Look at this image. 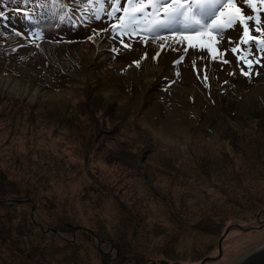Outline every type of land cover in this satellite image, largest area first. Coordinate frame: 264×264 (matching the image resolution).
<instances>
[{
  "label": "rangeland",
  "instance_id": "374dc122",
  "mask_svg": "<svg viewBox=\"0 0 264 264\" xmlns=\"http://www.w3.org/2000/svg\"><path fill=\"white\" fill-rule=\"evenodd\" d=\"M69 1L67 14L45 13L27 23L7 9L10 0H0V69L32 55L41 70L30 91L6 95L0 85V97L47 115L41 128L18 123L20 115L0 123V193L22 198L10 209L4 200L0 216L15 217L12 224L20 229L23 216L33 234H27L33 244L1 234L0 264H237L264 246V150L255 155L256 164L238 160L235 167L213 168L228 149L227 136L250 135L264 119V51L256 43L264 40V4L237 0L235 27L217 31L209 25L190 47L180 34L196 26L185 29L179 17V23L159 28L166 17L151 4L129 25L128 13H113L115 7L139 13L127 0L102 6ZM181 3L204 22L200 12L210 10L208 0ZM232 11L226 6L213 15L223 24ZM247 15L254 18L247 21L253 39L243 44L239 18ZM121 35L127 40L118 41ZM74 110L94 113L109 132L117 130L127 150L112 151V157L133 168V177L99 153L86 162L83 151L75 155L77 144L64 143L66 116ZM90 132H97L93 123ZM45 137L52 149L44 147ZM157 156L172 161L171 172ZM218 221L225 235L200 229ZM59 224L71 226V233L53 228ZM82 229L105 245L80 234Z\"/></svg>",
  "mask_w": 264,
  "mask_h": 264
},
{
  "label": "trees",
  "instance_id": "16d2710c",
  "mask_svg": "<svg viewBox=\"0 0 264 264\" xmlns=\"http://www.w3.org/2000/svg\"><path fill=\"white\" fill-rule=\"evenodd\" d=\"M7 1V0H6ZM17 0H10L9 4H6L7 9L10 12H19L22 14L23 19L28 23L32 21H39L40 19L46 18L43 14L49 13L51 14V18L54 16H57L59 14H67V9H70V6H72L73 2H70L69 0H21L22 5H15V2ZM83 2L84 0H80ZM87 1V0H86ZM70 17V16H68ZM73 17H71V25H75V21L72 20ZM20 102L15 100V99H4L0 97V113L3 115V120H0V123L8 122L9 119L5 118V116H12V119L17 116H19V119L16 121L20 123L21 121L23 122H28L34 127L41 128L42 124L44 123V119L46 118V113H41L36 109V107H20ZM10 112H12L10 114ZM22 116V118H21ZM85 115H80L77 110H74L73 112L67 114L66 116V124L67 126V132L64 136L61 137V139L64 141V143L68 142L72 145H76L78 148L80 147V150L75 152V155L77 157H81L79 153H82L85 155L84 160L87 162L89 159H91L92 155L94 153H99L101 154L100 159L104 160L106 164L109 163H117L118 165H122V162L114 156L112 157V151L114 152H123L127 146L126 141H122L120 138V134L117 132V130H111V132L108 131V128L105 124V122L99 120L98 118L96 119V116L94 113L91 114V116L86 117ZM24 119V120H22ZM31 121V122H30ZM92 123L94 124V127L96 129V133L93 136V134L90 132V127L92 126ZM91 124V126H90ZM242 130L247 128H250L249 126H242ZM256 131L253 130V133L250 135H246L244 132H241L239 134H233L231 136H227V139L229 140L230 144L228 146V149L223 153V156L221 157L220 160L217 161L213 165V168L217 166V169H222L226 168L227 166L235 167L237 164L238 160H241L243 163H250V164H256L255 158L259 156L255 155H260V151L264 150V119L259 120V125L256 126ZM51 134H54L53 132ZM41 136V135H40ZM38 140V138H36ZM50 137H45V143L44 147L47 146L49 149H52V143H49ZM40 140V139H39ZM143 148H141L140 151H142ZM127 150V149H126ZM33 151V150H32ZM93 157H97L93 155ZM92 157V158H93ZM112 160V161H111ZM156 160L159 165H162L166 167L167 172L169 173L170 167L172 166V161L167 160L166 158H163L162 156H157ZM155 160V161H156ZM84 161V162H85ZM154 164V163H153ZM111 165V164H110ZM126 166V165H125ZM157 167V166H155ZM163 167V168H164ZM133 168L131 167H124V164L122 165V172H124L128 178L130 179L133 177ZM240 169H236L235 171H238ZM130 173V174H129ZM241 173V170H240ZM125 176V174L120 173ZM119 174V175H120ZM239 174V171L237 172ZM118 175V176H119ZM6 174L3 173V179L2 181V188H5L3 185L7 183L5 181L6 179ZM117 176V177H118ZM126 177V176H125ZM125 177H120V178H125ZM231 182L229 181V184ZM7 196L6 192L1 191L0 193V205L4 204V200H10V205H6V209L12 208L13 204L20 205L22 203H19L18 201L22 198L16 197L14 193L12 194V199L5 197ZM50 204V203H48ZM49 206H47L48 209ZM46 209V210H47ZM6 216L3 217L0 216V235L4 233L8 234L11 237H14L16 240H20L21 238L26 237L28 239L26 242L30 244H33V238L27 236L28 231L30 230L31 235L32 234V224L31 221L23 218H19L20 222L23 221V225H25L22 229L21 225L18 224H12V221L14 220L15 217H10L8 214H5ZM3 219V220H2ZM16 219V218H15ZM3 221V222H2ZM203 221V220H201ZM131 223L128 222V226ZM201 223V222H200ZM219 221L217 223H209L207 222L206 224L203 225L202 231H204L206 234H212V235H218L220 234L221 236L224 234L222 232V226L221 224L219 225ZM126 225V226H127ZM37 227V226H36ZM70 227V228H69ZM57 231H60L62 234L64 233H71V226L66 227L63 224H59V226L53 227ZM195 228V227H194ZM50 235H53L57 240L61 241V237L55 235L53 232L48 231ZM80 234H84L86 237L89 236L91 238L92 235L88 234V232L84 229H82ZM39 234V233H35ZM96 234V233H95ZM8 235L6 237H8ZM100 244L105 245L104 241L101 237H98ZM63 242V240H62ZM24 244V243H23ZM119 250V249H118ZM120 252V250H119ZM109 256V255H108ZM126 256H124V259ZM108 260V259H107ZM105 262V261H104ZM103 262V264H105Z\"/></svg>",
  "mask_w": 264,
  "mask_h": 264
},
{
  "label": "snow or ice",
  "instance_id": "6c2138e0",
  "mask_svg": "<svg viewBox=\"0 0 264 264\" xmlns=\"http://www.w3.org/2000/svg\"><path fill=\"white\" fill-rule=\"evenodd\" d=\"M93 2L100 4L101 6L105 2V0H93ZM116 5H120L121 0H114ZM237 0H208L210 10L208 12H204L201 10L200 15L201 18L204 20V22H201V19H195L193 16L190 15L191 8L189 7L187 11H184L185 5L181 3V0H168L167 3L164 2V0H147V4L145 3V0H127V4L130 8L138 9L139 13L133 11L129 12V8H123L115 7L113 8V13L118 11H123L125 13H128L127 15V22L129 25H134L137 22L138 14L147 15V13H144L143 9L147 7L148 4H151L153 6V9L155 11L163 10L164 16L166 17V22L161 21L158 24L159 28H169L173 23H179V17H184V20L186 21L183 23V27L185 29L192 28L193 25L196 27L190 34H183L181 33V39L187 40L190 47H196L195 44L192 43L193 39L197 38L201 32V30L208 28L209 25H211L214 29L217 31H223L224 28L232 29L236 25L234 23L236 16L240 13L241 9L235 7ZM245 3H247L249 6H253L257 0H244ZM259 3L264 4V0H259ZM157 5H159V8H157ZM230 6L233 11L228 14L229 19L226 21V23H220L218 18L213 15L215 12H222V10L226 7ZM198 8L203 9V5L197 4ZM253 10H255L253 8ZM113 13H109V16H112ZM211 17V19H208ZM97 18L98 15H97ZM117 19H124V17H118ZM254 18L251 15H247L246 19L243 16H240L239 23L244 26V37L240 39V43L248 44L250 38L248 37V26L247 21H252ZM256 23H260V19L256 18ZM115 27V26H113ZM257 31H261L259 28ZM257 45L259 46V50L264 51V40H258L256 41ZM203 46V44H201ZM125 47H130V45H125ZM209 52H215V49L209 45L208 46ZM232 53H237V48L233 47L231 49ZM239 59V57H238ZM223 63H229V61L224 60ZM137 66H139L137 62ZM247 66L249 69L252 68V62L247 61ZM244 75H250L251 73H243Z\"/></svg>",
  "mask_w": 264,
  "mask_h": 264
},
{
  "label": "bare ground",
  "instance_id": "6f19581e",
  "mask_svg": "<svg viewBox=\"0 0 264 264\" xmlns=\"http://www.w3.org/2000/svg\"><path fill=\"white\" fill-rule=\"evenodd\" d=\"M117 40L125 41L127 39L124 35H121ZM40 71V66L36 62V58L32 55L27 56L18 63H9L2 66L0 69V85L3 88L2 90H4L3 92L6 95H19L23 92L30 91V87L32 86L30 81H35V76L38 75Z\"/></svg>",
  "mask_w": 264,
  "mask_h": 264
},
{
  "label": "water",
  "instance_id": "95a60500",
  "mask_svg": "<svg viewBox=\"0 0 264 264\" xmlns=\"http://www.w3.org/2000/svg\"><path fill=\"white\" fill-rule=\"evenodd\" d=\"M32 210H33V208H32ZM90 234H92L95 237L94 233L90 232ZM223 235H225V233ZM61 236H63V235H61ZM95 238L97 239V237H95ZM96 243L98 246H100V244L98 243V239H97ZM203 262H204V260L201 261L200 264H204ZM149 264H153V262H151ZM237 264H264V246L255 249L250 255H246Z\"/></svg>",
  "mask_w": 264,
  "mask_h": 264
}]
</instances>
